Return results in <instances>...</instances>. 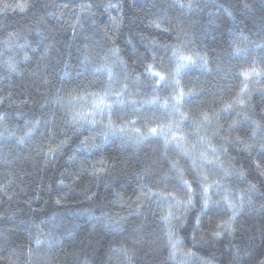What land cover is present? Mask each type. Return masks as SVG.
Returning <instances> with one entry per match:
<instances>
[{"label":"trees","instance_id":"16d2710c","mask_svg":"<svg viewBox=\"0 0 264 264\" xmlns=\"http://www.w3.org/2000/svg\"><path fill=\"white\" fill-rule=\"evenodd\" d=\"M0 116V264H264V0H0Z\"/></svg>","mask_w":264,"mask_h":264},{"label":"snow or ice","instance_id":"6c2138e0","mask_svg":"<svg viewBox=\"0 0 264 264\" xmlns=\"http://www.w3.org/2000/svg\"><path fill=\"white\" fill-rule=\"evenodd\" d=\"M26 6H27L26 4H18V5H16V7H18L21 11H23ZM5 7H7V5H5ZM181 7H183V5H181ZM188 7L191 8L192 5L189 4ZM155 26L157 28L161 27V25L159 23H156ZM179 59L182 60V61H188L189 63L192 61L191 57H186V56H183V55H180ZM184 66H186V65H181V67H184ZM96 71H101V69L98 68V69H96ZM148 71L153 76L159 77L160 80H164V76H162L159 72L154 71L151 65L148 66ZM252 72L257 74V75L260 74V73L256 72L255 68L252 69ZM244 75H245V78L247 79L248 78V73H244ZM109 76H111L110 72H109ZM246 88H247V85L245 84L244 88L241 89V93L242 94H243V92H244V90ZM180 96L181 97L183 96L182 92L180 93ZM106 98H107L106 94L104 96H100V97L94 98L93 104H92L93 110H96L101 105H103L104 107L110 108V105L105 104ZM79 99H84V97H79ZM241 103H243V101H241ZM0 119H3V117L0 116ZM73 120L76 121V122H79L80 120H86V121H89L91 123H95L94 119H90L89 114H83L82 115L80 113H76V114L73 115ZM204 120L208 121L209 117L207 115H205L204 116ZM150 134H159V133H157V129L156 128H152L150 130ZM254 135L255 134H253V139H254ZM172 139L173 140H177V137L173 136ZM182 139H183V137L180 138V140H182ZM241 143H243V142H241ZM178 146H179V144H178ZM60 147H62V145L58 146L57 148L50 149L49 150V154L50 155H54L56 152L59 151ZM250 147H251L250 145H245V151H248ZM259 150H260L261 153H264V145H261ZM225 151H226V149H225ZM184 154L185 155H189L188 152H185ZM211 155L213 157H215V160L210 159L207 152H201L199 154V160L201 161V166H203L205 164L212 165L213 163L219 162V157L217 155L216 149H214V148L211 149ZM193 166L196 167V161L195 160H193ZM259 167H260L259 164H257V168H259ZM225 175H228V173H225ZM241 175H242V173H241ZM207 181H208L207 175H202V178L199 181V184H200V187H201L202 193H203V200H204L203 207H204L205 210H207L209 208V206H210L209 205V201H210L211 197L208 196L209 189L213 187V184L218 183V181H214L212 184H209V183H207ZM182 182L185 185V187L187 189V192H188L187 201H181L180 199H178L176 197V195L174 193H171V192H169V193L152 192L151 189H148V192L146 193V195H148L149 199H151L153 197H158L160 200L165 201L166 203H168L167 214L162 216V220H164L165 224H169L172 219H176V220L180 219V217L178 215H175L173 213V211H172L173 207H175L177 209H180L181 207H183L186 210L187 207L189 205H191V203H192V191H193L192 185L187 180H183ZM61 183H63V182L61 181ZM240 199L242 201L243 197H241ZM224 202H225L226 206L232 211V215L229 217L228 221H225L223 224L217 226L218 227V231L215 233V235L217 237H219L221 235V233L224 232V231H227L229 233H231V231H233L232 223H233V221H235L236 216L238 214V211L243 208V204L242 203H240V204L233 203V202L229 201L227 196H225ZM197 224H199V218H197ZM168 237H169V246L171 248L170 257L175 259L176 255H177V245L179 244V240L175 238V233L173 232L172 228H169V230H168ZM38 243H39V241H38ZM114 251H120V250H114ZM187 255L190 256V255H192V253L189 252V253H187Z\"/></svg>","mask_w":264,"mask_h":264}]
</instances>
